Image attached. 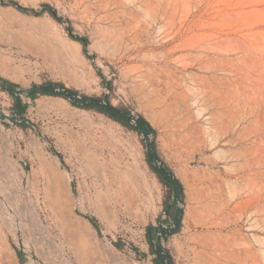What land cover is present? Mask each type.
<instances>
[{
    "label": "rangeland",
    "instance_id": "obj_1",
    "mask_svg": "<svg viewBox=\"0 0 264 264\" xmlns=\"http://www.w3.org/2000/svg\"><path fill=\"white\" fill-rule=\"evenodd\" d=\"M1 1L48 4L68 23ZM0 78L148 122L183 187L164 240L174 264H264V0H0ZM21 105L16 116L0 89V114L15 117L0 118V264H154L147 227L171 220L172 191L140 134L61 97Z\"/></svg>",
    "mask_w": 264,
    "mask_h": 264
},
{
    "label": "water",
    "instance_id": "obj_2",
    "mask_svg": "<svg viewBox=\"0 0 264 264\" xmlns=\"http://www.w3.org/2000/svg\"><path fill=\"white\" fill-rule=\"evenodd\" d=\"M3 3L7 4L8 2ZM6 92L15 98L16 116H19L22 111V95L27 97L34 95H49L61 97L72 104L79 105L82 108H95L101 113L107 115L109 118L123 122L125 125L131 126L139 132L143 146L145 148L146 161L149 167L172 191V197L168 203V206L164 210V215H169L170 206H173L174 209V214L166 226H163L162 224H159L158 226L152 225V227L157 231V234L155 236V240H151L150 247L159 264H174L170 254L164 247V240H166L168 236L172 235L179 226V220L182 215L183 187L174 173L159 158L154 143V134L151 132V126L148 124V122L138 114L123 111L114 107L107 101L106 98L101 100L98 98L80 95L76 91L66 88L61 84H34L29 88H9L6 90ZM0 118H8L10 121H13L15 117H6L5 115L0 114ZM150 230L151 229L148 230V234H150Z\"/></svg>",
    "mask_w": 264,
    "mask_h": 264
},
{
    "label": "trees",
    "instance_id": "obj_3",
    "mask_svg": "<svg viewBox=\"0 0 264 264\" xmlns=\"http://www.w3.org/2000/svg\"><path fill=\"white\" fill-rule=\"evenodd\" d=\"M1 3L4 4L3 1H1ZM7 5L13 6V7H15L18 11H20V12H22V13H25V14H31V15H34V16H40V15L46 13V14H48L52 19H54V20H55L56 22H58V23H65V22L68 23L67 20H64L61 16H59L58 13H57V11H56L53 7H51L50 5H48V4H42V5L40 6L39 9H33V8L23 7V6H20L18 3L13 2V1H9V2L7 3ZM66 31H67V33L69 34L70 38H72L73 40L77 41V42L82 46V48H83V52L87 55L88 39L85 38V37H81V36L75 35V34L73 33V29H72V27L70 26V24H68V25L66 26ZM87 56H88V55H87ZM88 58H91V57L88 56ZM92 58H93V57H92ZM9 88H18V86L15 85V84H13V83H11V82H9V81H6V80L0 78V89H1L2 91H6V90L9 89ZM36 97H37V96L34 95V96L29 97V98H30V99H35ZM71 104H72V103H71ZM72 105L75 106V107L82 108V107H80L79 105H75V104H72ZM23 109H25V107H23ZM85 109H94V110H97V109H95V108H85ZM97 111H98V110H97ZM99 112H100V111H99ZM106 116H107V115H106ZM113 120H115V119H113ZM115 121H117V120H115ZM117 122L121 123L123 126H125V127H127V128H130V129L136 131L137 133H139L136 129L132 128L131 126H127V125H125L123 122H120V121H117ZM20 127L25 128V127H26V123H25V122H22L21 125H20ZM151 132L154 134V131H153L152 129H151ZM164 185H166V184L164 183ZM166 186H167V185H166ZM167 187H168V186H167ZM183 197H184V195H183V193H182V198H183ZM167 206H168V204L165 205L164 210L166 209ZM172 208H173V206H170V208H169V215H168V217L171 216V218H172V216H173V214L170 215V210H171ZM163 212H164V211H163ZM182 216H183V211H182L181 218H180V220H179V226H178L177 230H176L173 234L177 233V231L179 230V228H180V226H181V219H182ZM88 219H89V221L91 222V224L93 225V227H94L96 230H99L96 220L93 219V218H88ZM149 229H151V230H150V234H148V230H149ZM156 234H157V231L152 227V225H150V226L147 227L146 237H147V240H148L149 246H150V242H151V240L154 241ZM149 236H150V238H149ZM114 246L118 247V246H119V243H117V242L114 243ZM150 253H151L152 255H154L153 251L151 250V247H150ZM18 257H19L20 261H23L22 256H21L19 253H18ZM152 261H153L154 264H159L158 261H157V259H156L155 257L152 258Z\"/></svg>",
    "mask_w": 264,
    "mask_h": 264
}]
</instances>
